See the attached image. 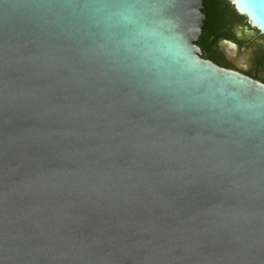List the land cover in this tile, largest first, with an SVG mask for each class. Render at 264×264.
Here are the masks:
<instances>
[{
  "label": "water",
  "instance_id": "water-1",
  "mask_svg": "<svg viewBox=\"0 0 264 264\" xmlns=\"http://www.w3.org/2000/svg\"><path fill=\"white\" fill-rule=\"evenodd\" d=\"M204 6L0 0V264H264V83Z\"/></svg>",
  "mask_w": 264,
  "mask_h": 264
},
{
  "label": "flooded vegetation",
  "instance_id": "flooded-vegetation-1",
  "mask_svg": "<svg viewBox=\"0 0 264 264\" xmlns=\"http://www.w3.org/2000/svg\"><path fill=\"white\" fill-rule=\"evenodd\" d=\"M219 9L215 33L206 40L204 31L197 42L203 56L264 83V34L236 11L231 0H221Z\"/></svg>",
  "mask_w": 264,
  "mask_h": 264
},
{
  "label": "trees",
  "instance_id": "trees-1",
  "mask_svg": "<svg viewBox=\"0 0 264 264\" xmlns=\"http://www.w3.org/2000/svg\"><path fill=\"white\" fill-rule=\"evenodd\" d=\"M221 0H205L204 10L208 13V18L204 31L207 32L206 40L210 37L212 33L216 31V25L219 21L220 12L219 4Z\"/></svg>",
  "mask_w": 264,
  "mask_h": 264
}]
</instances>
